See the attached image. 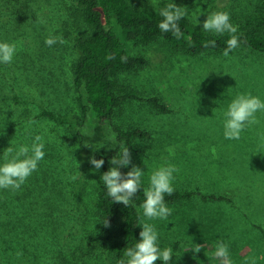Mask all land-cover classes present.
Segmentation results:
<instances>
[{
	"label": "rangeland",
	"instance_id": "obj_1",
	"mask_svg": "<svg viewBox=\"0 0 264 264\" xmlns=\"http://www.w3.org/2000/svg\"><path fill=\"white\" fill-rule=\"evenodd\" d=\"M23 1L29 3L27 16L19 19L13 14ZM256 1L172 0L201 24L206 13L244 14ZM5 5L13 8L9 17ZM75 14L73 0L9 5L0 0V42L17 47L10 64L0 63V146L10 135L14 146L30 145L38 134L45 145L44 158L19 190L0 189L4 196L9 190L14 201L9 205L14 210L21 206L26 215L25 233L15 222L0 220V264H116L103 251L101 230L92 219L102 168L94 170L87 159L105 160L116 148L110 145L113 126L150 134L136 139V150L130 152L129 167L144 171L141 184L148 186L155 167L171 164L179 169L173 188L195 193L167 205L172 209L168 220L149 221L158 232V245L173 249L170 264H219L214 255L218 239L229 246L233 264H246L251 257L264 264V112L256 113L259 123L246 128L239 140L225 139L222 115L237 93L264 101V54L242 46L227 57L214 51L167 54L159 44L141 48L148 65L119 75L120 86L145 98L159 97L169 112L128 100L111 121H100L91 109L83 114L80 103L86 100L73 84L79 56L75 38L86 30ZM49 33L65 43L47 46ZM13 95L27 103L16 102ZM42 109L66 114L71 121L41 118ZM85 127L93 128L92 136L82 135ZM191 241L203 245L195 255L185 252Z\"/></svg>",
	"mask_w": 264,
	"mask_h": 264
},
{
	"label": "trees",
	"instance_id": "obj_2",
	"mask_svg": "<svg viewBox=\"0 0 264 264\" xmlns=\"http://www.w3.org/2000/svg\"><path fill=\"white\" fill-rule=\"evenodd\" d=\"M6 1L8 5L17 2V0H5V3ZM73 1L76 7L75 15L86 28L75 38L79 56L74 67L73 84L86 100L85 105L80 103L83 114L87 109H91L100 121H111L116 110L128 100L146 102L159 112H169L159 97L145 98L134 90H126L120 86L119 75L148 65L147 57L139 52L141 48L159 44L162 46L160 49L167 54L199 55L213 51L223 52L227 47L228 33L220 35L206 32L201 23L197 24L187 15L178 22L183 33L180 38L171 33H162L158 28V23L162 20L159 12L171 1L160 0L151 4L145 3L144 0ZM28 6L29 3L23 1L21 7L16 10L17 14L13 15L23 19L27 16L25 8ZM5 7V16L9 17L13 8L6 5ZM228 14L230 22L238 29L236 35L239 38V46L264 54V0H257L249 12L244 14L231 12ZM208 41H215V47H204ZM13 98L16 102L27 103L26 99L20 100L16 95H13ZM78 99L81 102V97ZM39 117L58 123L71 121L66 114L54 113L47 109H42ZM113 130L118 143L105 158L102 173L112 166L109 161L120 150V145L134 152L136 139L148 138L150 135L138 127L113 126ZM16 145L19 143L14 146L11 135L5 139L0 146V148L3 146L0 159L3 160V151L6 148L9 146L16 148ZM129 170V165L120 168L122 173ZM146 187L148 186L141 184V189L128 207H125L123 204L112 202L111 198L107 197L102 181L98 184L94 201L95 209L92 212L95 218L92 219L97 222L101 230L103 251H106L116 264L123 257L124 249L132 247L139 240L141 227L138 223L141 215L138 208L144 200L143 189ZM4 193L7 196L0 194V220L9 225L15 222L20 231L25 233L26 215L21 210V206L14 210L15 207L9 205L14 203L11 192L8 190ZM193 194L195 193L192 191L174 189L171 196L165 194V202L167 205L183 202L189 200ZM105 218L109 221L110 227H104L102 224ZM20 249L25 251L24 246ZM7 251H10L9 245Z\"/></svg>",
	"mask_w": 264,
	"mask_h": 264
},
{
	"label": "clouds",
	"instance_id": "obj_3",
	"mask_svg": "<svg viewBox=\"0 0 264 264\" xmlns=\"http://www.w3.org/2000/svg\"><path fill=\"white\" fill-rule=\"evenodd\" d=\"M187 8L177 6L171 2L159 12L162 20L158 23V28L162 33H171L180 38L183 33L178 22L185 17ZM201 15V14H200ZM43 22V21H41ZM199 21L197 20V24ZM202 28L206 32H213L223 35L229 34L226 41L227 47L223 55L227 57L229 53L239 47V38L236 35L238 29L230 22V16L225 11H215L206 13V19L202 23ZM57 42L65 43L62 36L52 33L45 38V44L49 47ZM215 47V41H208L204 47ZM15 43L0 42V63L10 64L16 54ZM124 60V58H122ZM264 112V101L251 93H237L228 103L223 111V135L225 139L239 140L241 133L257 123H259L256 113ZM29 123H34L30 121ZM93 129V128H92ZM87 127L81 130L83 136H92L93 132ZM111 146L117 144L116 133H111ZM264 140V137H262ZM44 138L42 135H35L30 145L20 144L14 148L9 146L3 151V162L0 163V189L19 190L38 168V163L44 158ZM119 151L110 159L109 169L100 176L106 188L107 197L114 203L123 204L128 207L130 202L141 189V178L144 175L139 167L132 165L129 171L122 173L120 168L131 164V153L128 147L119 146ZM88 163L94 170H99L104 165V159H96L89 156ZM179 169L175 165L166 164L155 167L149 176L148 187L143 189L144 200L139 205L142 210L143 219L138 223L141 227L139 240L132 247H126L123 257L118 264H155L157 260L162 264H170L173 259V249L171 247L161 248L158 245V232L155 226L149 221L156 219L168 220L172 214V209L165 202V194L171 196L174 192L172 181L173 174ZM75 179V177H72ZM95 182V181H94ZM104 227H110L109 221L105 218L102 222ZM192 243V247L185 250L193 255L199 253L203 245ZM22 253H17V256ZM214 255L219 264H233L230 257L229 246L221 239L215 244ZM246 264H256V258L251 257L246 260Z\"/></svg>",
	"mask_w": 264,
	"mask_h": 264
}]
</instances>
